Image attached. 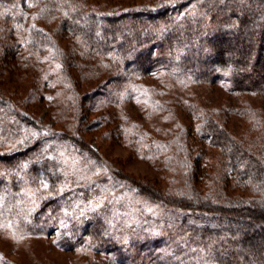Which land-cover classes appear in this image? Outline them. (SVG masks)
<instances>
[{"label":"trees","instance_id":"1","mask_svg":"<svg viewBox=\"0 0 264 264\" xmlns=\"http://www.w3.org/2000/svg\"><path fill=\"white\" fill-rule=\"evenodd\" d=\"M0 18V62L6 57L8 63H18L33 83H42L43 93L53 84L61 87L65 99L56 114L66 118L70 113L73 123L52 137L53 143L79 149L82 157L95 151L79 132L104 124L107 116L97 115L98 107L136 79L155 77L178 85L221 81L232 95L264 97V0H157L153 5L110 9L86 0H0ZM17 27L23 33L20 39L14 35ZM84 81L93 88L80 93ZM34 98L31 90L26 100ZM157 99V113L176 114V106L164 107ZM179 100L175 103L184 122L177 124L172 144L180 150L182 184L167 193L149 183L132 185L138 196L171 211L178 221L165 219L170 240L131 237V243H140L135 263L264 264V113L251 104L234 109L247 127L235 134L228 127L231 109ZM26 126L40 131L17 102L0 91V129L8 141L15 140L13 149L0 156V197L13 201L6 190L10 171L12 185L19 186L16 179L24 175L20 168L26 163L36 183L41 176L48 178L55 200L50 209L56 215L81 209L73 203L76 195L65 193L69 186L57 155L51 154L54 147L33 134L18 137ZM191 134L205 147L197 149ZM207 154L215 161L212 165ZM81 191L90 194L87 198L98 194L91 187ZM97 216L90 213L85 221L86 235L94 237L88 247L118 250L127 258L134 245L125 246L124 230L114 235L111 219ZM174 238L178 258L147 255L150 245Z\"/></svg>","mask_w":264,"mask_h":264},{"label":"rangeland","instance_id":"2","mask_svg":"<svg viewBox=\"0 0 264 264\" xmlns=\"http://www.w3.org/2000/svg\"><path fill=\"white\" fill-rule=\"evenodd\" d=\"M156 1L86 0L88 4L103 9L153 5ZM3 26V19L0 18V28ZM55 27L53 24L48 30L53 31ZM20 28L17 27L14 32L18 39L22 33ZM4 60L7 63L0 62V91L17 102L22 114L35 121L40 128L36 132L26 126L23 128L24 133L18 137L30 136L35 132L38 133L36 136L45 138L49 147H54L51 154L57 155L58 167L69 186L65 193H71L70 198L76 195L73 203L81 209H76L74 213L60 210L61 214L56 215L50 209L55 200L51 198L52 186L47 177L41 176L36 183L33 174L29 173L30 166L21 164L23 166L20 170L24 175L16 179L19 186L15 187L12 185L15 183L12 178L14 175L10 171L6 190L13 201L8 202L4 198L0 200V264H138L135 262L140 243H131L130 238H167L170 230L165 219L172 218L175 223L178 221H174L178 216L171 214V211L138 196L132 186L135 182L144 186L149 183L153 188L157 187L167 193L171 187L182 184V158L180 150L172 142L179 131L178 123L184 122V117L181 107L175 102L182 97L184 101H198L211 109H231L228 127L235 134H240L247 127L243 128L245 123L242 117L232 113L234 109L251 104L264 113V97L232 95L221 81L215 84L203 82L202 85H195V82H185L178 85L162 78L136 79L124 91L118 89L107 103L96 110L100 117L110 115L109 121L106 117L104 124L97 129L79 132L78 135L95 151L90 154L85 152L82 157L79 149L70 145L66 147V144L62 146L59 142L53 143L52 137H57L67 123H73L70 113L68 118H60L56 114L59 103L65 99L62 98L64 92L61 87L57 88L53 84L43 93V90L40 91L41 82L33 83V77L26 74L18 63L10 64L6 57ZM46 62L44 60L43 63ZM92 88L93 84L88 85L84 81L79 91L84 93ZM31 90L36 92V98L27 102ZM158 96L164 107L169 104L176 106V114H167L165 111L157 113L153 107L158 104ZM90 134V138L87 137ZM190 136L192 143L196 142L197 149L205 147L193 134ZM11 141L7 140L0 129V156L13 149L11 146L15 140ZM92 155L94 158H91ZM207 158L211 160L209 154ZM212 162L215 161L211 160V165ZM2 178L3 175H0V180ZM44 182H47V188ZM89 187L98 193L93 198H87L90 194L84 195L85 191H81ZM77 193H80L79 196ZM90 213H98L100 218L105 214L107 219H111L114 235L119 236V229L124 230L127 237L125 246L129 249L131 244L134 245L127 254L128 259L118 250L107 253L93 251L88 247L94 238L90 234L86 235L89 225L85 221L88 222ZM40 221L44 222L42 226L38 224ZM9 224L11 227H8ZM167 239L170 240L169 237ZM178 245V239L174 238L171 243L150 245L146 253L156 257L178 258L179 255L175 253Z\"/></svg>","mask_w":264,"mask_h":264},{"label":"snow or ice","instance_id":"3","mask_svg":"<svg viewBox=\"0 0 264 264\" xmlns=\"http://www.w3.org/2000/svg\"><path fill=\"white\" fill-rule=\"evenodd\" d=\"M29 6H31V4H30ZM65 15H67V13H65ZM33 135H38V133H35V132H34ZM44 187H45V188L48 187L47 182H44ZM2 199H3V198L0 197V200H2ZM62 226H63V225H62ZM8 227H11V224H9Z\"/></svg>","mask_w":264,"mask_h":264}]
</instances>
